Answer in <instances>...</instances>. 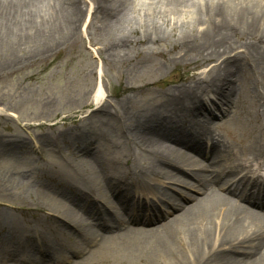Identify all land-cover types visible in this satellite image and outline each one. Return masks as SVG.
<instances>
[{
	"label": "bare ground",
	"instance_id": "bare-ground-1",
	"mask_svg": "<svg viewBox=\"0 0 264 264\" xmlns=\"http://www.w3.org/2000/svg\"><path fill=\"white\" fill-rule=\"evenodd\" d=\"M89 2L99 53L165 52L196 71L151 103L136 97L149 85L98 103L49 180H5L35 218L0 209V264H264V0ZM87 12L0 0V49L67 48Z\"/></svg>",
	"mask_w": 264,
	"mask_h": 264
},
{
	"label": "rangeland",
	"instance_id": "rangeland-1",
	"mask_svg": "<svg viewBox=\"0 0 264 264\" xmlns=\"http://www.w3.org/2000/svg\"><path fill=\"white\" fill-rule=\"evenodd\" d=\"M92 8L88 0L80 26L82 39L67 48L26 51L16 57L0 49V209L31 221L35 216L20 210L33 206L27 190L5 180L20 176L31 183L49 180L46 170L77 153L80 144L72 138L98 103L114 105L126 88L143 85L149 86L137 94L139 104L151 103L170 83L196 71L194 62L174 64L165 52L129 61L106 51L99 53L103 42L89 37ZM7 147L14 150L12 158L3 156Z\"/></svg>",
	"mask_w": 264,
	"mask_h": 264
}]
</instances>
